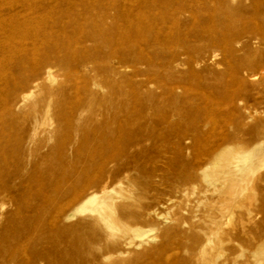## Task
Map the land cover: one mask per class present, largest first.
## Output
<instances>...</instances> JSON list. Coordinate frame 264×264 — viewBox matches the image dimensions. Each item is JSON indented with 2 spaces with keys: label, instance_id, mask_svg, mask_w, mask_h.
I'll return each instance as SVG.
<instances>
[{
  "label": "rangeland",
  "instance_id": "rangeland-1",
  "mask_svg": "<svg viewBox=\"0 0 264 264\" xmlns=\"http://www.w3.org/2000/svg\"><path fill=\"white\" fill-rule=\"evenodd\" d=\"M262 145L264 0H0V264H264V158L237 197L223 174ZM102 188L155 239L52 226Z\"/></svg>",
  "mask_w": 264,
  "mask_h": 264
},
{
  "label": "bare ground",
  "instance_id": "bare-ground-1",
  "mask_svg": "<svg viewBox=\"0 0 264 264\" xmlns=\"http://www.w3.org/2000/svg\"><path fill=\"white\" fill-rule=\"evenodd\" d=\"M10 47V40H7L3 43V48H7L8 51L10 50ZM115 153H117L116 148H112L108 152L107 157H105L104 159L102 158L103 160L100 162V167L105 165V161L107 158L110 162L116 164L117 158L115 156ZM238 156V151H231L228 149L223 150L220 153H216L212 156V159H214L213 168L219 167L222 169L227 164H229L231 159L237 160ZM247 158L248 163L246 164V166L241 167L236 164L232 166L231 171L223 172V174L225 175V180L228 183V188L233 193L234 197H237L241 194L243 185L247 179L248 171L245 170V167L248 169H253L263 160L264 145L253 148L248 153ZM235 172H238V174H235ZM199 175L204 179L208 176V173L200 168ZM130 184L132 186L136 185H134V181H130ZM77 192V190L73 192L72 199L69 202L52 203V210L50 214V222L52 226L56 225L59 221L67 220L77 212H88L92 217V226L94 225L100 227L106 233L107 238L110 242H114L120 238H126V243L131 244L135 242V244L140 245L142 241L146 240L150 236H152L150 240L155 239L156 235H154V233H150L155 228H148L144 230L139 223V221L144 218V215L138 214L137 211H130L129 208L131 207V205H133L132 196L128 195L127 193L124 194L121 191H116L114 188H102L100 191H93L91 193L84 191L82 194H78ZM117 194H119L118 197L121 198V201L119 203H117L116 201ZM117 208L120 210L118 213ZM147 215L149 216L150 213H147ZM135 239H137L138 242ZM172 242L173 241L171 239H168V241H166L165 243H161V251H167L166 249L171 246ZM217 244L218 239L216 236L207 238L204 246L200 249V255L204 256L207 250H211L212 248L216 247ZM172 254L173 252L168 254L166 258L171 256ZM107 257L108 256H106L105 259Z\"/></svg>",
  "mask_w": 264,
  "mask_h": 264
}]
</instances>
